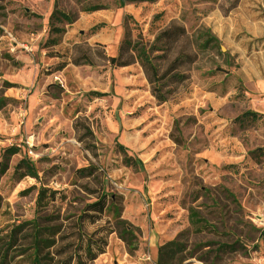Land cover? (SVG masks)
Here are the masks:
<instances>
[{
  "label": "rangeland",
  "instance_id": "1",
  "mask_svg": "<svg viewBox=\"0 0 264 264\" xmlns=\"http://www.w3.org/2000/svg\"><path fill=\"white\" fill-rule=\"evenodd\" d=\"M132 47L164 75V100ZM1 99L0 162L18 151L0 176V237L35 217L44 188L45 214L70 218L106 195L136 230L107 236L90 264H156L180 233L175 264H264V0H0ZM189 208L218 233L192 234ZM14 247L8 264H29Z\"/></svg>",
  "mask_w": 264,
  "mask_h": 264
},
{
  "label": "trees",
  "instance_id": "2",
  "mask_svg": "<svg viewBox=\"0 0 264 264\" xmlns=\"http://www.w3.org/2000/svg\"><path fill=\"white\" fill-rule=\"evenodd\" d=\"M86 1V0H79ZM133 2L154 3L156 0H132ZM99 5L88 6L85 12L93 13L103 10ZM51 20L57 23L71 25L74 17L54 11ZM54 34L64 33V28H53ZM182 32V31H181ZM176 32L171 33L173 37ZM199 40H202L203 50H215L217 39L207 32H202ZM132 52L136 61L141 66L147 81L157 87L156 97L164 100L160 86L164 75H159L158 69L152 64L149 56L144 51H136L132 47ZM221 56V53L217 51ZM94 96L103 94L92 93ZM6 99L0 100V106L5 104ZM263 115L255 112H246L241 117L256 120ZM122 150L121 147H119ZM17 149L10 147L5 150V161L0 162V176L7 169L6 157L17 153ZM123 162L125 166L136 168V163L125 155ZM24 168L32 178H37L33 166L26 162ZM48 190L40 188L37 191L35 217L26 222L20 223L6 236L0 237V264H8L10 252L17 243L23 247L20 255H25L29 259V264H90L100 255L105 253L107 247V236L115 233L121 240L133 237L136 230L130 223L121 219L118 208L113 203H108L106 195H102L96 201L85 204L75 216L66 219H59V216L45 214V207L48 205ZM189 225L192 234L201 232L218 233L217 229L200 218L199 213L193 209H188ZM111 214L113 225L109 222L107 227H98L104 215ZM96 226L95 231L89 232L88 228ZM188 234L180 233L176 240L164 243L158 247L156 264H175L183 257V244L187 241Z\"/></svg>",
  "mask_w": 264,
  "mask_h": 264
},
{
  "label": "crops",
  "instance_id": "3",
  "mask_svg": "<svg viewBox=\"0 0 264 264\" xmlns=\"http://www.w3.org/2000/svg\"><path fill=\"white\" fill-rule=\"evenodd\" d=\"M89 49H90V54H92V52H93V48L90 47ZM127 50H129V49H125L124 51H127ZM127 52H128V51H127ZM129 52L133 54L132 50H130ZM133 55H134V54H133Z\"/></svg>",
  "mask_w": 264,
  "mask_h": 264
},
{
  "label": "bare ground",
  "instance_id": "4",
  "mask_svg": "<svg viewBox=\"0 0 264 264\" xmlns=\"http://www.w3.org/2000/svg\"><path fill=\"white\" fill-rule=\"evenodd\" d=\"M75 56H76V53H75Z\"/></svg>",
  "mask_w": 264,
  "mask_h": 264
}]
</instances>
